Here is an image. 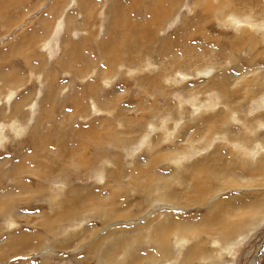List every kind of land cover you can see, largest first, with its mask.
Returning <instances> with one entry per match:
<instances>
[{
    "label": "rangeland",
    "instance_id": "rangeland-1",
    "mask_svg": "<svg viewBox=\"0 0 264 264\" xmlns=\"http://www.w3.org/2000/svg\"><path fill=\"white\" fill-rule=\"evenodd\" d=\"M261 160L264 0H0V264H264Z\"/></svg>",
    "mask_w": 264,
    "mask_h": 264
},
{
    "label": "bare ground",
    "instance_id": "bare-ground-1",
    "mask_svg": "<svg viewBox=\"0 0 264 264\" xmlns=\"http://www.w3.org/2000/svg\"><path fill=\"white\" fill-rule=\"evenodd\" d=\"M255 154H258L257 152H253V151H249L248 152V155L249 156H251V158H254L253 156H255ZM254 161V160H253ZM239 166L240 167H242L243 169H248L247 170V173L248 172H250L249 173V175L252 173L251 172V166H253V167H255L256 169H257V171H259V172H261L262 173V175H264V161L263 160H261V161H256V162H253V163H248V162H244V164L243 165H240L239 164ZM253 171V170H252ZM230 172V170H228V171H225V173H229ZM233 174H234V172H233ZM246 177V176H245ZM243 178V177H242ZM248 178H252V177H248ZM224 179V178H223ZM246 179V178H245ZM240 180H241V178H240ZM239 180V181H240ZM200 185V184H199ZM198 188H199V190H201V189H203V186L201 185V186H198ZM202 191V190H201ZM178 194V193H177ZM170 195H171V193H170ZM169 198V197H168ZM263 204H264V202H262ZM219 205V203H216V204H213V207L214 208H216L217 206ZM255 205H257L256 203H255ZM254 203H247V204H244L242 207L243 208H241V209H244V212H243V210H241L239 213L240 214H242V216H247L246 215V213H250V211H252L253 209H254ZM238 207V206H237ZM232 208V207H231ZM234 208V207H233ZM233 210V209H232ZM250 210V211H249ZM234 212V211H233ZM246 212V213H245ZM236 213H238V212H236ZM244 214V215H243ZM250 215V214H249ZM233 215L230 213L229 215H228V217H227V219H229V217L231 218ZM254 217V216H253ZM216 219H218L219 220V223H220V219L219 218H217L216 217ZM225 219V218H224ZM227 222H226V220H222L221 221V224H223L222 226H220V227H222V228H226L227 230H229V229H231V226H230V224H226ZM236 227V226H235Z\"/></svg>",
    "mask_w": 264,
    "mask_h": 264
},
{
    "label": "crops",
    "instance_id": "crops-1",
    "mask_svg": "<svg viewBox=\"0 0 264 264\" xmlns=\"http://www.w3.org/2000/svg\"><path fill=\"white\" fill-rule=\"evenodd\" d=\"M147 22V21H146ZM105 55H106V53H105ZM13 80V79H12ZM9 81H11V80H9ZM10 83H12V82H10Z\"/></svg>",
    "mask_w": 264,
    "mask_h": 264
}]
</instances>
